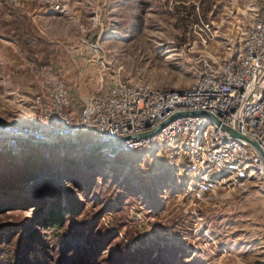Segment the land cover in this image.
I'll return each mask as SVG.
<instances>
[{"label":"rangeland","instance_id":"1","mask_svg":"<svg viewBox=\"0 0 264 264\" xmlns=\"http://www.w3.org/2000/svg\"><path fill=\"white\" fill-rule=\"evenodd\" d=\"M263 3L65 0V13H48L0 0V123L25 122L52 78L65 82L76 104L101 77L186 89L200 56L240 49ZM202 37L210 38L206 47ZM77 143L0 152V174L23 168L53 184L41 210L22 206L20 191L2 201L13 203L0 213V264H264V190H219L194 201L183 159L151 151L107 159L90 136ZM48 202L62 209L60 229L36 226Z\"/></svg>","mask_w":264,"mask_h":264},{"label":"built area","instance_id":"2","mask_svg":"<svg viewBox=\"0 0 264 264\" xmlns=\"http://www.w3.org/2000/svg\"><path fill=\"white\" fill-rule=\"evenodd\" d=\"M9 4L65 13V0ZM209 40L202 37L200 44ZM83 135L107 159L148 151L183 159L185 192L194 201L219 190H264V3L252 11L240 49L223 58L200 56L186 89L101 77L93 94L76 104L64 81L49 79L30 101L25 122L0 123V152L19 155L29 146L69 144Z\"/></svg>","mask_w":264,"mask_h":264},{"label":"trees","instance_id":"3","mask_svg":"<svg viewBox=\"0 0 264 264\" xmlns=\"http://www.w3.org/2000/svg\"><path fill=\"white\" fill-rule=\"evenodd\" d=\"M194 7H191V9ZM84 136V135H83ZM33 149V148H30ZM29 150V148H28ZM124 157V156H123ZM22 159H25L24 156ZM56 174V173H55ZM64 174H56V178H64ZM74 174L68 173V176L64 179L69 181L73 180ZM32 176L28 175L27 171L23 168H19L16 171H13L8 174H0V213L10 210L12 208L13 201H8L2 203L5 197L11 196L12 192H22L23 195H26V199L21 204L22 206H28L30 209H43L44 200L52 196L53 184H50L43 180L33 181ZM29 180L33 181L30 182ZM44 209H48V212L44 215L40 223H37L36 226L40 228L48 229H57L63 227V216L62 209L58 206L59 204L52 202ZM6 208V209H5ZM44 211V212H45ZM36 236L37 233L33 231L30 234V237Z\"/></svg>","mask_w":264,"mask_h":264},{"label":"water","instance_id":"4","mask_svg":"<svg viewBox=\"0 0 264 264\" xmlns=\"http://www.w3.org/2000/svg\"><path fill=\"white\" fill-rule=\"evenodd\" d=\"M196 115H197V114H192V116H196ZM217 124H218V123H217ZM218 126L221 127L220 124H218ZM222 128H223L224 130H226L227 132H229L230 134H232L233 136H235V137H237V138H239V139H242V140H244V141H247L249 144H251L252 146H254V147L259 151L258 146H257L254 142H252V141L246 139L245 137L240 136V135L237 134L236 132H233V131H231V130L225 128V127H222ZM37 146L40 147V146H42V145H37Z\"/></svg>","mask_w":264,"mask_h":264},{"label":"bare ground","instance_id":"5","mask_svg":"<svg viewBox=\"0 0 264 264\" xmlns=\"http://www.w3.org/2000/svg\"><path fill=\"white\" fill-rule=\"evenodd\" d=\"M77 139H78V138H77ZM77 139H75V140L72 142V144H73V143L78 144V143H77ZM69 144H71V143H69ZM78 145H80V144H78ZM95 146H98V145H95ZM118 156H122V155H117L116 157H118Z\"/></svg>","mask_w":264,"mask_h":264},{"label":"crops","instance_id":"6","mask_svg":"<svg viewBox=\"0 0 264 264\" xmlns=\"http://www.w3.org/2000/svg\"><path fill=\"white\" fill-rule=\"evenodd\" d=\"M262 248H264V244H263ZM263 253H264V249H263Z\"/></svg>","mask_w":264,"mask_h":264}]
</instances>
